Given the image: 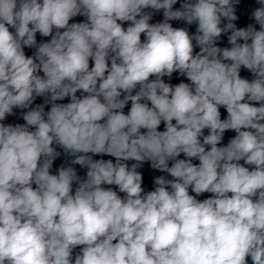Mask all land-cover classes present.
I'll list each match as a JSON object with an SVG mask.
<instances>
[{"label": "clouds", "instance_id": "9594fccd", "mask_svg": "<svg viewBox=\"0 0 264 264\" xmlns=\"http://www.w3.org/2000/svg\"><path fill=\"white\" fill-rule=\"evenodd\" d=\"M256 3L237 27L240 0H0V264H264Z\"/></svg>", "mask_w": 264, "mask_h": 264}]
</instances>
